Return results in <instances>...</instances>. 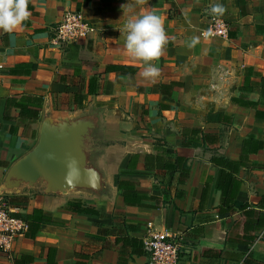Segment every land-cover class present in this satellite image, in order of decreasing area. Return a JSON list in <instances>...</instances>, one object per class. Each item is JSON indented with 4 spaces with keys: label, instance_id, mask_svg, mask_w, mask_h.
I'll use <instances>...</instances> for the list:
<instances>
[{
    "label": "crops",
    "instance_id": "crops-1",
    "mask_svg": "<svg viewBox=\"0 0 264 264\" xmlns=\"http://www.w3.org/2000/svg\"><path fill=\"white\" fill-rule=\"evenodd\" d=\"M215 3L223 14L211 13ZM245 3L242 11L239 0H29V18L0 30V185L36 146L46 103L65 113L102 101L124 128L111 166L118 188L129 182L154 200L127 206L119 189L102 210L84 197L10 196L26 199L19 213L29 231L0 264H148L149 224L182 238L180 264H264V0ZM69 12L84 14L94 32L59 48L53 29ZM146 13L161 18L169 37L150 61L160 69L155 79L142 76L145 63L125 47L128 18ZM215 18L228 23L227 40L212 35ZM95 77L100 91L91 96ZM184 130H201L208 142L184 147ZM249 136L263 147L237 173L218 163L240 162ZM165 151L188 162L184 182L162 168ZM222 172L238 189L233 210L222 206ZM78 204L99 214L79 213Z\"/></svg>",
    "mask_w": 264,
    "mask_h": 264
},
{
    "label": "water",
    "instance_id": "water-1",
    "mask_svg": "<svg viewBox=\"0 0 264 264\" xmlns=\"http://www.w3.org/2000/svg\"><path fill=\"white\" fill-rule=\"evenodd\" d=\"M123 130L102 101L65 113L46 103L38 142L9 169L0 195L84 197L111 210L119 194L111 166L124 143Z\"/></svg>",
    "mask_w": 264,
    "mask_h": 264
},
{
    "label": "built area",
    "instance_id": "built-area-1",
    "mask_svg": "<svg viewBox=\"0 0 264 264\" xmlns=\"http://www.w3.org/2000/svg\"><path fill=\"white\" fill-rule=\"evenodd\" d=\"M229 25L220 18L212 20V35L227 40ZM94 32L91 23L81 12H69L63 21L53 29L52 44L59 48L86 40ZM5 67L0 63V75ZM20 208L10 204L8 198L0 195V254L8 258L21 238L26 237L29 224L20 216ZM182 238L170 232L156 231L149 224V233L143 240V250L148 257V264H180Z\"/></svg>",
    "mask_w": 264,
    "mask_h": 264
},
{
    "label": "trees",
    "instance_id": "trees-1",
    "mask_svg": "<svg viewBox=\"0 0 264 264\" xmlns=\"http://www.w3.org/2000/svg\"><path fill=\"white\" fill-rule=\"evenodd\" d=\"M240 8L242 11H244L246 7L245 0H239ZM253 85V84H252ZM249 86V81L246 78L245 81V88ZM264 93V79L262 80V85H261ZM253 89L250 88V91ZM100 91V79L98 77L93 78L90 81V86H89V94L91 96H98ZM210 120L213 121H222L223 123H227L231 125L232 120L230 118L224 117L223 115H215V116H210ZM183 135L185 138V141L183 143L184 147H190V148H197L200 147L202 144L201 142L204 141L207 143V139L209 136L205 135L204 132L201 130H184ZM263 144L258 141L255 137L249 136L246 138L244 142V148H243V155L242 159L240 162L235 163V162H230L227 161L223 158H220L218 160L219 164H222L226 166V168L230 171H234L237 173L246 163L247 160L249 159V155L251 154H256L260 149H262ZM164 160H162V168L166 169L170 173H181V181H185L188 179L190 175V167L188 166V162L178 156L174 155L173 151H165L164 155L162 156ZM165 157H169L170 159L175 158V163L171 162H165ZM172 157V158H171ZM231 176L226 173L222 172L220 175V182H219V187L222 189L223 194H224V199L222 198V206H226L228 209L233 210L234 209V199L236 198V193L238 189L236 186L232 187V184L228 182L230 180ZM119 189L122 192V196L124 198V202L127 206H138L141 207L145 201H154L153 198H150L148 195L139 192L136 189V186L132 183L129 182H120L119 183ZM234 194H233V193ZM226 194V195H225ZM8 200L10 201V204L14 207H20L26 205V199H23L21 202H16V199H22V198H16V197H10L6 196ZM264 201V199H263ZM74 209L79 212V213H86V214H99V212L95 209H90L86 206H83L82 204H78L74 206ZM36 211L34 212V214ZM45 222H48L50 220H44ZM240 263V262H239ZM241 264H255L251 262L248 258L241 262Z\"/></svg>",
    "mask_w": 264,
    "mask_h": 264
},
{
    "label": "clouds",
    "instance_id": "clouds-1",
    "mask_svg": "<svg viewBox=\"0 0 264 264\" xmlns=\"http://www.w3.org/2000/svg\"><path fill=\"white\" fill-rule=\"evenodd\" d=\"M28 5L29 0H0V30L11 32L26 21L30 16ZM210 11L223 14L225 8L223 4L215 3ZM124 32L127 51L146 65L142 76L146 79L158 77L160 69L150 61L158 60L164 46L169 43L161 18L151 13L130 16L124 25ZM197 42L198 38L193 37L188 46L192 47Z\"/></svg>",
    "mask_w": 264,
    "mask_h": 264
}]
</instances>
